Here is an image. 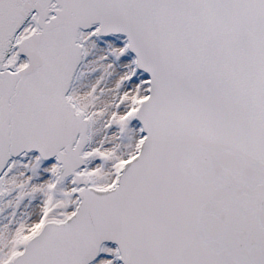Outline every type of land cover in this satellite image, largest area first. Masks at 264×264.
I'll list each match as a JSON object with an SVG mask.
<instances>
[{"label": "snow or ice", "instance_id": "snow-or-ice-1", "mask_svg": "<svg viewBox=\"0 0 264 264\" xmlns=\"http://www.w3.org/2000/svg\"><path fill=\"white\" fill-rule=\"evenodd\" d=\"M0 264H264V0H0Z\"/></svg>", "mask_w": 264, "mask_h": 264}]
</instances>
